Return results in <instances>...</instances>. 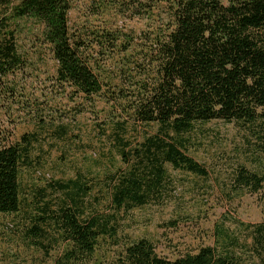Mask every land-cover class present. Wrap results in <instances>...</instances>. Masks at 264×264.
<instances>
[{
	"label": "trees",
	"instance_id": "obj_1",
	"mask_svg": "<svg viewBox=\"0 0 264 264\" xmlns=\"http://www.w3.org/2000/svg\"><path fill=\"white\" fill-rule=\"evenodd\" d=\"M73 1L0 0V75L28 65L17 25L31 19L40 25L37 40L57 63L56 81L74 96L102 98L120 112V121L111 118L108 137L124 160L129 154L139 157L144 169L108 180L116 208L143 205L159 194L165 163L209 175L186 151V136L197 123L264 126V0H90V17L76 27L70 24ZM97 17L105 23L97 26ZM124 19L145 20L146 27L138 36L124 30ZM108 69L111 74H105ZM10 91L15 99V89ZM150 124L159 125L157 133L133 149L127 126ZM36 140L34 134H25L20 142L0 146V213L21 207L20 167ZM234 182L258 192L264 188V174L241 166ZM55 185L78 195L51 215L58 236L68 245L63 263L86 264L100 238L110 234L113 217H85L80 197L88 194L86 184L73 180ZM241 224L252 240L249 260L238 251L240 239L219 225L217 248L204 246L195 254L170 259L142 238L124 249L122 263L264 264V222ZM28 232L44 235L37 224Z\"/></svg>",
	"mask_w": 264,
	"mask_h": 264
},
{
	"label": "rangeland",
	"instance_id": "obj_2",
	"mask_svg": "<svg viewBox=\"0 0 264 264\" xmlns=\"http://www.w3.org/2000/svg\"><path fill=\"white\" fill-rule=\"evenodd\" d=\"M89 3L73 1V27L90 17ZM97 19L93 18L97 26L105 23ZM123 21L124 30L132 29L138 36L146 27L142 19ZM17 26L19 46L28 51L29 60L23 71L0 75V146L20 142L25 134H34L37 140L27 163L20 167L19 211L0 213V264H64L68 245L58 236L51 215L78 195L53 184L73 180L90 187L87 196L80 197L85 217H113L110 234L100 238L86 264H123L124 249L142 238L170 259L195 254L204 246L217 248L219 225L240 239L238 251L245 260L252 259V240L241 223L264 222V188L241 189L234 177L241 166L264 174V126L223 120L197 123L186 136V151L206 166L209 175L165 163L167 175L159 194L143 205L116 208L108 180L114 175L118 181L125 173L144 169L139 157L129 154L124 160L108 137L113 131L111 118L120 121V112L102 98L86 101L61 86L56 81V61L37 40L40 25L22 19ZM111 72L108 69L105 74ZM127 127L134 149L156 134L159 125ZM36 224L44 235L28 232Z\"/></svg>",
	"mask_w": 264,
	"mask_h": 264
}]
</instances>
